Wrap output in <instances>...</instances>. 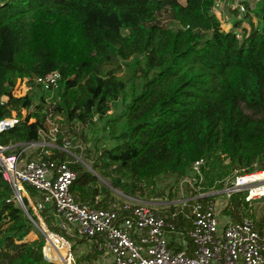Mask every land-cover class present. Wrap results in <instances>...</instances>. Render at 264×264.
Returning <instances> with one entry per match:
<instances>
[{"label":"trees","instance_id":"16d2710c","mask_svg":"<svg viewBox=\"0 0 264 264\" xmlns=\"http://www.w3.org/2000/svg\"><path fill=\"white\" fill-rule=\"evenodd\" d=\"M217 1L0 0V119L20 118L15 128L0 134V145L22 149L40 142V131L49 134V93L36 79L59 72L55 116L73 129L104 122V146L83 158L79 149L63 150L59 131L52 155L39 150L24 156L69 161L78 174L71 192L81 205L103 210L123 206L114 191L144 198L162 178L174 180L169 187L174 197L201 160L206 162V191L222 189L221 181L236 170H264V0L252 11L246 5L251 31L245 29L241 38L222 29L213 12ZM164 12L179 24L178 30L159 23ZM244 19L235 20L234 29ZM123 71L131 73V85L119 75ZM20 80L30 90L17 97ZM120 101L125 111L113 116ZM32 107L36 110L28 113ZM27 190L37 203L39 192ZM243 198L234 196L223 215L234 222L251 217L261 229L264 215L257 220ZM23 202L26 209L0 174V264H55L44 254L47 239L33 208L26 198ZM40 214L51 232L70 242L55 223L60 219L54 206L47 204ZM172 214L169 221L176 229L171 234L182 235L191 253L193 219ZM93 247L83 264L99 258ZM172 247L180 252L183 242ZM50 252L49 243L48 256Z\"/></svg>","mask_w":264,"mask_h":264},{"label":"built area","instance_id":"2783aa9c","mask_svg":"<svg viewBox=\"0 0 264 264\" xmlns=\"http://www.w3.org/2000/svg\"><path fill=\"white\" fill-rule=\"evenodd\" d=\"M258 1L252 0L255 3ZM239 2L237 9L240 13H246L245 0ZM60 79L59 72L36 79V83L50 94L45 99V106L49 109L46 111L48 125L55 117L53 110L57 100H54V96ZM19 123L17 115L0 119V134L12 130ZM49 128L48 135L40 131V142L24 144L22 149H18L20 145H0L1 176L12 188L20 206L23 207L24 198L29 201L39 222H44L40 210L51 204L60 219V229L72 239L81 238L92 242L100 254L109 258V264H264V225L259 229L255 220L248 216L240 222H234L226 216L222 219V209L216 201L219 195L224 196L223 211L229 201L239 194L244 195L243 200L249 209L260 205L259 201L264 199V170H236L221 181L222 189L215 187L211 189L213 193H208L203 186V167L206 162H195L193 174L179 183V192L183 196L180 201L182 208L171 216L176 218L181 214L193 219L189 236L194 248L191 253L176 252L169 238L176 228L169 221V216H163L143 203H125L109 210L81 205L71 192L78 174L71 168L69 161L46 160L41 155L27 159L24 155L30 154V150L35 153L41 150L50 156L52 153L47 149L57 148L42 141L43 134L52 142L57 141L60 131L58 124L54 123ZM68 145L66 143L64 151ZM27 186L41 195L37 203L32 201ZM50 234L66 243L68 251L59 261L49 258L46 253L49 245L47 240V247L44 248L46 258L55 264H77L70 242L52 233L45 225L46 239L50 238Z\"/></svg>","mask_w":264,"mask_h":264},{"label":"rangeland","instance_id":"374dc122","mask_svg":"<svg viewBox=\"0 0 264 264\" xmlns=\"http://www.w3.org/2000/svg\"><path fill=\"white\" fill-rule=\"evenodd\" d=\"M180 3L185 4L186 0H179ZM240 4L239 0H219L218 3L216 4V7L214 9V14L217 16V18L221 21L222 24V29L225 30L226 32H236L238 37L241 38L244 34V30L247 29V31H251V26L248 22V20L245 18L247 13L245 15H241L238 12L237 6ZM245 4L251 9H254L256 7L255 2H252V0H245ZM252 11V10H251ZM250 19L257 24V19L254 16H249ZM245 18V19H244ZM244 19L242 22V27L238 29H234V22L235 20H241ZM159 23L167 28H172L175 30H178L180 28L179 24L175 22L172 18L169 12H164L160 14L159 16ZM119 75L125 79H127L129 82L128 84L131 85V73L129 71H123L119 73ZM27 83L25 81H18L16 84V91H15V96L17 97H22L25 96L30 88L28 87ZM44 93V92H43ZM45 94V93H44ZM50 95V94H48ZM47 95V96H48ZM41 96H43L42 91L39 94H36V99H35V106L40 105V99ZM118 106L116 107V110L113 113V110L109 112L110 114L113 113V116H119L122 115L125 111V105L123 104L122 101L118 102ZM35 108H31L28 113L31 111H35ZM248 114L252 115L251 112H247ZM58 124L59 130L62 133V137L65 140V144L69 143L66 151H75L77 149L80 150V154L83 156V158L87 157L86 155L91 154V157L96 154L97 149L99 147L104 146V135H105V130H104V122L102 123L99 120H96V124L93 127H89L86 129L80 128L79 126L75 127H70L67 123L64 122L63 118L61 116H55L54 119L51 120L49 123V126L52 124ZM73 130V131H72ZM50 131V128H49ZM46 133V132H45ZM48 135V133H46ZM46 141V143L54 145L58 147L59 143L57 142H52L48 137L45 136V134L42 135V141ZM66 146V145H65ZM50 150V149H49ZM31 154V152H29ZM35 153V152H32ZM51 153V152H50ZM79 161H82L83 165L88 169L92 171L91 164L88 161H84L78 159ZM235 172V171H234ZM232 175V174H231ZM230 176V175H229ZM229 176H227L224 179H227ZM174 180L172 178H162L161 180L158 181L157 183V188L152 189L147 191L146 195L144 198H128L125 197L120 191H114V194L117 196L118 201H124L125 203H132V204H148L152 207H154V210H156L158 213H163V210L167 207L174 206L175 208L181 209L182 208V203L180 201L183 199V196L181 193H178L174 197L169 196V187L172 185ZM106 183H109L107 181ZM219 183V182H218ZM164 191V195H160ZM208 193H213L214 190L207 191ZM189 196V195H188ZM216 201L220 205L219 207L224 209V196L219 195L216 197ZM260 205H256L252 211L255 213L256 219L259 220L262 217V213L264 212V199L259 201ZM220 213V218L225 219L223 213L224 211ZM227 217V216H226ZM231 218V217H230ZM56 225H60L61 222L59 220L55 221ZM47 226V225H46ZM53 233V232H52ZM55 234V233H54ZM58 235V234H57ZM65 238V237H64ZM58 241L55 243L56 247H52L50 255L53 260L57 259L59 260V255L58 252H61L64 256L67 255V252L63 247L58 245L60 243V239L55 238V241ZM54 241V242H55ZM70 244L73 246V252L76 257L77 264H83L82 263V257H84L86 254V251L92 248L93 243L91 244L90 242H87L85 244H78L77 240H72L70 239ZM46 247H47V241H46ZM92 250V249H91ZM88 253H90V251ZM58 251V252H57ZM87 253V254H88ZM50 258V257H49ZM56 260V261H58ZM61 260V259H60ZM88 264H104V261L101 259L100 262H92Z\"/></svg>","mask_w":264,"mask_h":264},{"label":"crops","instance_id":"0c3cea01","mask_svg":"<svg viewBox=\"0 0 264 264\" xmlns=\"http://www.w3.org/2000/svg\"><path fill=\"white\" fill-rule=\"evenodd\" d=\"M50 149V150H49ZM49 149H47L49 152H51V153H53V149L52 148H49ZM31 151H33V150H30L29 152H31ZM34 152V151H33ZM37 153V152H36ZM31 154H34V153H32L31 152ZM40 199V198H39ZM116 206H119V205H116ZM152 207V206H151ZM154 208V207H153ZM170 209H171V207H167V208H165V209H163V210H160V211H163V213H161L160 212V214H162L163 216H169L170 214H172V213H175L177 210H178V208H175V211L174 212H170ZM157 212V211H156ZM41 215V214H40ZM263 215H264V212H263ZM262 215V216H263ZM42 217V216H41ZM227 217H229L230 218V216L229 215H227ZM43 221H44V219H43ZM44 223H45V221H44ZM45 225H46V223H45ZM260 229V228H259ZM169 238H170V240H171V247H172V244L174 243L175 245L177 244L178 246L179 245H182V242H183V248H182V250L180 251V252H187V253H189V249H188V245H187V243H185L184 241H185V239L183 238V236L182 235H180V234H177V235H173V234H170L169 235ZM191 238V237H190ZM90 242V241H89ZM91 243V242H90ZM92 244V243H91ZM72 245V244H71ZM92 249V250H91ZM91 249H89V250H91L90 252H92L93 251V249H94V247H93V245H92V248ZM172 249L175 251V249L172 247ZM89 250H87L86 251V253L85 254H87L88 252H89ZM74 253V252H73ZM89 254V253H88ZM103 260L104 261V264H109V258H107V257H105L103 254H100L99 253V258L98 259H95V260H93V262H97L98 261V263L100 262V260ZM84 264H86V263H84Z\"/></svg>","mask_w":264,"mask_h":264},{"label":"bare ground","instance_id":"6f19581e","mask_svg":"<svg viewBox=\"0 0 264 264\" xmlns=\"http://www.w3.org/2000/svg\"><path fill=\"white\" fill-rule=\"evenodd\" d=\"M55 238H56V237H55L54 235H51V234H50L49 243H50L51 249H52V247H56V246H55V242H54V241H55ZM60 246L63 247V248L65 249L66 252L68 251V245H67L66 243L60 241ZM57 252H58V251H57ZM58 255H59V257H60L59 260L62 259V256H64L61 252H58ZM56 260H58L57 257H56ZM59 260H58V261H59Z\"/></svg>","mask_w":264,"mask_h":264},{"label":"water","instance_id":"95a60500","mask_svg":"<svg viewBox=\"0 0 264 264\" xmlns=\"http://www.w3.org/2000/svg\"><path fill=\"white\" fill-rule=\"evenodd\" d=\"M23 208L26 209L24 204H23ZM35 214H36V212H35ZM36 216H37V214H36ZM37 218H38V217H37ZM39 223H40V224H39L38 227H39V229L42 231V233L44 234V233H45V223H44V222L42 223V221L39 222ZM47 240H49V239H47Z\"/></svg>","mask_w":264,"mask_h":264}]
</instances>
